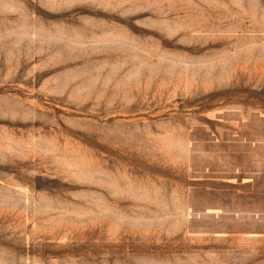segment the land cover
<instances>
[{
  "label": "rangeland",
  "instance_id": "1",
  "mask_svg": "<svg viewBox=\"0 0 264 264\" xmlns=\"http://www.w3.org/2000/svg\"><path fill=\"white\" fill-rule=\"evenodd\" d=\"M0 264H264V0H0Z\"/></svg>",
  "mask_w": 264,
  "mask_h": 264
}]
</instances>
